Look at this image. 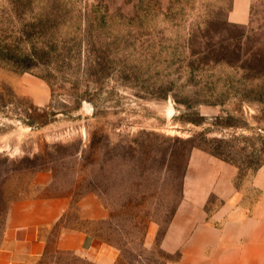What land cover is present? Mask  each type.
I'll return each mask as SVG.
<instances>
[{
    "label": "rangeland",
    "instance_id": "obj_1",
    "mask_svg": "<svg viewBox=\"0 0 264 264\" xmlns=\"http://www.w3.org/2000/svg\"><path fill=\"white\" fill-rule=\"evenodd\" d=\"M192 149L255 200L264 0H0V264L175 260ZM36 206L56 215L46 244L10 255L8 218ZM64 227L102 254L59 249Z\"/></svg>",
    "mask_w": 264,
    "mask_h": 264
},
{
    "label": "crops",
    "instance_id": "obj_2",
    "mask_svg": "<svg viewBox=\"0 0 264 264\" xmlns=\"http://www.w3.org/2000/svg\"><path fill=\"white\" fill-rule=\"evenodd\" d=\"M235 175L236 168L223 160L200 149L191 150L183 178V199L162 243L178 257L166 264H264V168L252 180L258 194L249 203L234 185ZM212 196L221 203L208 212L206 206ZM34 208L20 213L17 221L13 215L8 218L5 243L12 247L10 255L41 250L46 244L55 223L51 217L56 215H40V208ZM53 208L58 212L59 206ZM57 244L65 251L77 247L93 257L102 254L98 248L102 246L95 239L65 227Z\"/></svg>",
    "mask_w": 264,
    "mask_h": 264
},
{
    "label": "trees",
    "instance_id": "obj_3",
    "mask_svg": "<svg viewBox=\"0 0 264 264\" xmlns=\"http://www.w3.org/2000/svg\"><path fill=\"white\" fill-rule=\"evenodd\" d=\"M4 47H7V46H4ZM9 61H10V59H9ZM16 61V59L15 60H13L12 62H15Z\"/></svg>",
    "mask_w": 264,
    "mask_h": 264
}]
</instances>
